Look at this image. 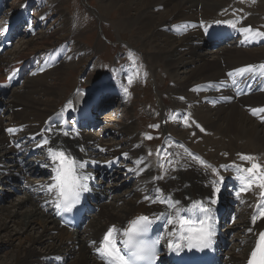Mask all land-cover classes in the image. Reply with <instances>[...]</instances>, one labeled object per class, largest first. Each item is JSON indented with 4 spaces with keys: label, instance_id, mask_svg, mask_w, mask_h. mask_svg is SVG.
I'll return each mask as SVG.
<instances>
[{
    "label": "bare ground",
    "instance_id": "obj_1",
    "mask_svg": "<svg viewBox=\"0 0 264 264\" xmlns=\"http://www.w3.org/2000/svg\"><path fill=\"white\" fill-rule=\"evenodd\" d=\"M22 1L25 7L18 3L17 8L4 12L2 29H13V19L23 18L24 9L30 6H34V10L38 8L36 15L32 12L25 15H30L33 25H37L27 27L23 32L26 36L0 54V87L12 83L9 77L13 72L26 64L32 66L35 58L37 63L24 85L22 83L19 89L12 88L3 95L11 113L0 118V192H7L3 190L4 183L16 180V183L22 182V190L26 194L10 207L2 206L0 202V234L9 228L8 225L15 226L11 233L6 231V236L0 237V245L13 250L0 264H109L106 253L97 251L101 249V242L109 229L114 228L115 231L108 242L122 251V238L129 230V222L142 216L154 219L165 214L170 216L172 223L168 219L164 227H159L149 218L159 239L160 257L165 261L178 255L192 241L193 231L203 229L206 235L210 230V245H216L219 236L217 229L211 227V223L215 226L212 216L207 219L203 213L191 218H184V215L193 205L214 206L224 180L235 181L240 187V196L246 203L244 207L239 204L237 208L243 220L237 223L236 232L230 229L232 227H223L225 231L219 243L227 241L230 248L222 255L212 251L209 260L214 264L218 261L220 264H246L252 252L257 250L261 233H264V216L258 209V205L264 208V198L261 197L264 193V187H261L264 184V112L259 111L264 109V69L259 67L264 65V38L256 36L252 29L257 25L264 28V0L97 1L99 14L103 18L112 12L116 14L113 25L117 31L128 35L129 41L143 52L150 80L159 77L158 69L168 76L172 83L167 89V94L171 95V107L178 112L177 117L182 114L189 116L184 122L200 137L199 143L189 145L185 142L186 133L178 128V119L174 124L171 119L167 120L163 127L166 136L162 146L164 150L161 148V157L154 158L155 163L147 160L152 155L145 152V143L139 142L134 121L117 122L119 127H114L120 114L116 120L114 112L105 117L106 120L104 118L101 135L73 132L67 123L69 114L87 113L91 116L90 106L111 95L117 96L124 104L125 116L131 114L129 97L125 92L127 85L126 88L123 85L126 80L140 79L142 72L139 74L134 67L127 66L112 70L108 76L92 83L89 94L82 93L76 95L74 102L61 103L60 82H65V76L75 65L85 64L80 66L82 74L93 72L96 63H91L95 52H85L77 41L80 28L74 19L66 17L62 9L63 0ZM39 2H44L47 7L40 6ZM51 18L57 19L48 25ZM45 23L47 26L37 32V28L40 25L44 27L42 24ZM249 27L252 32L240 31ZM221 28L234 29L233 40L205 53L203 48L210 35ZM247 66L256 67L243 74L238 73L237 70ZM241 76L245 81L251 79V84H255L253 90L258 85L260 89L237 100L228 92L225 96L230 100L217 105L207 103L213 99L210 82L226 77L236 80ZM50 79L53 84L48 85ZM160 98L158 110L163 119L166 118L164 109L168 106ZM1 103L0 100V106ZM253 110H256L255 115ZM119 137L122 139L117 142ZM206 138L211 142L214 155H208L199 147V144L207 143ZM226 143L240 159L248 157L245 151L251 148L256 160L257 156L261 159L260 163L257 162L258 167L248 173L244 171L246 167L234 162L216 163L215 154L220 155L224 151L221 146ZM23 150H26L22 157L26 159L28 168L16 171L17 164L24 161L17 158ZM37 154L41 157L31 160ZM61 160L70 162L71 169L75 162L73 175L78 174L82 184L91 179L94 167L113 168L121 160V173L133 180V186L118 193L120 187L124 189L120 183L112 179L107 185L97 182L98 203L93 207L98 212L85 215L87 220L81 229L69 231L55 218L57 203L61 200L54 185L60 181L57 171ZM249 160L251 162L253 158ZM125 163L127 165L123 166ZM29 174L41 175L43 179L38 183L23 181V176ZM49 185L54 186L51 191ZM81 198L86 201L85 195ZM5 200L6 197L3 198ZM234 208L226 211L234 217L233 223L238 220ZM253 216L256 217L255 222ZM35 230V236L29 234L21 238L24 233Z\"/></svg>",
    "mask_w": 264,
    "mask_h": 264
},
{
    "label": "rangeland",
    "instance_id": "obj_2",
    "mask_svg": "<svg viewBox=\"0 0 264 264\" xmlns=\"http://www.w3.org/2000/svg\"><path fill=\"white\" fill-rule=\"evenodd\" d=\"M42 1H45V0H42ZM97 1L98 0H63L62 9L63 11L65 10L64 13L66 17H68V19L70 20L74 19L78 23V27L80 28L79 31L81 34L78 37L77 41H79L82 47L85 48L84 49L85 52H93V53L95 52L94 61L91 63V65L96 63V66L93 65L96 69L91 73L87 72L86 74H82L81 67L85 66L84 63L75 65L73 68H71L67 73L69 76L68 75L65 76V82H60L59 84V87L61 89V97H62L60 102L65 103L68 100L74 102L77 99V96H79V94H82V93L85 94V92H87V89L92 85V83H95L98 80L102 79L103 77L108 76L112 70H116V69L127 66V67H134L139 72V74L142 72V76L140 77V79L133 80L132 82L128 81L127 88L131 93V95L129 96L130 105L132 109L131 114L125 116V113H123L125 111L124 110L125 107H123L124 104L123 106H121L122 104L120 102H115V105L116 106L118 105V106L117 107L115 106V108H112L113 111L112 109L108 110L109 111L108 115L100 116L99 121L104 122L103 121L104 118L109 116V114H111L112 112H114V114L116 113L113 116L115 120L117 119V114H120V118L118 115V119L113 124L114 127L116 128L119 127L117 125V122L127 123L130 120L134 121L137 127V131H138L139 142L140 140H142V142L146 141L147 143L144 146V149L146 150L145 152L148 153L149 155H152V156H148L146 154L149 157L147 160H149L150 163L152 161L155 163L154 158L157 159L161 157V154H160L161 150L155 151V152L154 151L147 152V149L153 150L155 146L157 147L161 145L162 142H163L162 143V146H163L165 142L164 137L160 136V133L162 132L160 130L161 127L159 126L161 117L159 116L160 113L158 110V105L160 104L159 97H161L160 98L162 99L161 101L164 102V104L168 106L167 113L171 114V110L174 111V108L171 107V95L167 94V89L172 83L170 79L168 78V76L165 75V73L162 72L160 69H158L159 77L158 78L154 77V81L150 80L147 67L144 64V59H143L144 56L142 54L143 52L140 49H138L134 44H132V42L129 41L128 35L120 34L117 31L115 25H113L117 17L116 14L112 12L110 13L109 16H107V18L106 17L103 18V16L99 14L100 12L98 10L99 3ZM18 3L19 4L21 3V6L25 7V4H24L25 2H23L22 0H12L11 2L12 6H10V8L12 9L9 8V11H12L14 8H17ZM39 5L42 7L43 6L47 7V5L44 2L43 3L39 2ZM93 12L95 13V15ZM34 14H36V12ZM55 19L57 18H51L50 21H47L48 25L52 24L55 21ZM47 23L42 24L44 25V27H42L41 25L40 26L38 25L39 27L37 28V32H39V30H41L42 28L44 29L47 26ZM261 27L263 26L261 25L260 27H256V29H258L257 31L261 30ZM203 51L205 53H209L211 51H215V49H213L211 45L205 43ZM130 54H131V58H130ZM36 63H37V60H36ZM52 81L53 80L51 79L48 80L47 82L48 85L53 84ZM155 81H156V84H155ZM25 82L26 80L23 82V85ZM126 82L127 80L125 81V84L123 85V87L125 86V88H126ZM80 85L83 86L84 92L74 94L73 90L77 89V87H79ZM89 92H90V88L87 94H89ZM73 94L77 96L71 99ZM126 95H127V92H126ZM77 102L79 101L77 100ZM116 108H117V111H116ZM6 112L8 113L3 115L2 117L0 116V118H5L10 115L9 113H11L10 110H7ZM129 116H131V118ZM167 120H168V116H167ZM152 126H157V127H152ZM189 133H190L189 129H186V134H189ZM148 137H151V139H149ZM120 138L121 137L118 138V141L117 139L115 141L120 142L122 139ZM199 138L200 137L195 138V141L198 140L197 143L200 142ZM206 140H207V143L206 144L201 143L199 144V147L203 148L204 151H207L208 155H214L212 154V151L214 150L210 146L211 142L209 138H206ZM221 148L224 149V151L219 153L220 155L215 154L216 163L226 162L227 164H230L229 162L231 163L234 162L235 164H240L242 165V167H246V168L250 167L251 164L258 165L257 162L260 163V158H257L256 160V156L255 154L253 155V152H251V148L248 151H245L248 157L253 158V161L251 162L249 159H240L241 157L238 158V155L235 156L233 154V151L231 150L230 144L228 143L222 145ZM238 160H242V163L240 161L238 162ZM39 177L43 179L41 175ZM119 183H122V182L120 181ZM13 186H14L13 184L12 186H9V182L6 184L4 183L5 188L3 190H7V192L6 193L0 192V198H2V206L10 207L12 203L17 202L19 198H21L22 196H24V194H26L24 190L21 189L23 185L21 186V188H19L20 187L19 183H16L15 186L17 189L15 190L12 189ZM131 187L132 186H128L127 188H124L123 190L121 189L120 192L126 189H130ZM8 192L10 194H8ZM191 193H195V192L192 191ZM4 197H6L5 201H3ZM242 202L246 203V200L243 199V196H241V204ZM242 206L244 207V205ZM117 207H119V204L117 205ZM233 212L236 214V216L238 215V220L235 221V223H233L232 225L229 224L226 227V229H228L229 227H232L230 229H232L233 232H236L235 229H236L237 223L243 219L240 218V215H241L240 209L235 207ZM8 226L9 228L6 231L11 233L15 229V226L13 224H10ZM6 231L4 233L2 232L0 234V237L4 235L6 236L7 234ZM36 233H37L36 230L31 233L29 232L24 233L23 235H21V238L24 239L29 234L35 236ZM10 250L13 251L11 247L9 246L7 247L4 245L3 246L0 245V261L4 259L6 260V257L9 254ZM65 262L67 263V261Z\"/></svg>",
    "mask_w": 264,
    "mask_h": 264
},
{
    "label": "snow or ice",
    "instance_id": "obj_3",
    "mask_svg": "<svg viewBox=\"0 0 264 264\" xmlns=\"http://www.w3.org/2000/svg\"><path fill=\"white\" fill-rule=\"evenodd\" d=\"M234 26L235 25H233V27ZM240 31L241 32H252V29L249 27V28L241 29ZM256 35L264 36V33L257 32ZM130 58H131V54H130ZM255 67L256 66H247L246 68H242L237 71L239 74H243L247 71L253 70V68ZM259 67L261 69H264V65H260ZM125 92H127V89H125ZM259 111L264 112V109H260ZM255 114H256V110H253V115ZM152 127H157V126H152ZM8 131L11 132L12 130L9 129ZM148 138L151 139V137H148ZM44 143H47V141L45 140ZM49 151L51 152L52 150L49 149ZM61 155L63 154L61 153ZM242 159H251V157H242ZM257 167H258L257 165H253L251 168L244 169V171L251 173L253 169ZM72 171L73 173L75 171V162H73ZM54 186L58 189V192H57L58 199L63 201L66 207H70L71 203L76 201L79 198V194L81 191L87 190L83 186V184L80 183V178L75 175H73L70 179L65 178V179L60 180L59 183ZM54 186L49 185L48 186L49 191H51ZM261 187H264V184H262ZM261 197L264 198V193H261ZM212 203H215V201H212ZM57 207L58 208L60 207L59 203H57ZM258 209H259L260 215L264 216V208H261L258 205ZM255 219L256 217L253 216V222H255ZM168 222L172 223V220L169 219ZM150 223L151 221L149 220L148 217H145V216L139 217L134 228L130 229L129 232L125 233V235L128 236L129 238L122 241L124 245V254H121V250L118 248H115L114 246L111 250L106 247V244L109 241L112 233L115 231L114 228L109 229V232L104 237V241L101 242V249H97V251L99 252L103 250L107 254V256L111 259L112 264H151V261L155 257V244L157 242L154 241L151 244H145V243H135L132 240L133 233H136V234L146 233L148 231V226L150 225ZM200 233L201 234L198 235L197 237L199 243L204 246H207V244L210 243V237L212 235L211 231L209 230L208 233L204 235L203 229H201ZM189 239H191V237H189ZM261 240H264V233H261ZM192 246L194 245L190 243L189 247H192ZM170 247H171V242H170ZM176 247L179 248L180 245L177 244ZM256 255H257V252L256 250H254L252 252V257H256ZM249 264H264V254H262L261 259L259 261L250 259Z\"/></svg>",
    "mask_w": 264,
    "mask_h": 264
}]
</instances>
